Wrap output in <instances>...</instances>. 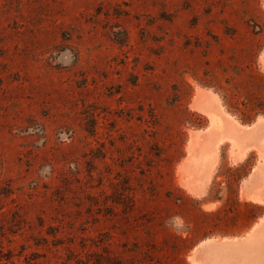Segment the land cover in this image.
Here are the masks:
<instances>
[{"label": "rangeland", "instance_id": "obj_1", "mask_svg": "<svg viewBox=\"0 0 264 264\" xmlns=\"http://www.w3.org/2000/svg\"><path fill=\"white\" fill-rule=\"evenodd\" d=\"M263 122L264 0H0V264H252Z\"/></svg>", "mask_w": 264, "mask_h": 264}, {"label": "bare ground", "instance_id": "obj_2", "mask_svg": "<svg viewBox=\"0 0 264 264\" xmlns=\"http://www.w3.org/2000/svg\"><path fill=\"white\" fill-rule=\"evenodd\" d=\"M199 97H198V100L197 101H195L196 102V106L198 107V105H199V101L201 100V95L199 94L198 95ZM208 100V99H207ZM204 112H206L210 117H211V120H212V124L214 125V126H216L215 124L216 123H218V125L219 126H221L220 124H219V122H218V118L216 117V116H212L209 112H207V111H204ZM215 128V127H214ZM216 129V128H215ZM220 130H221V128H220ZM251 136V135H250ZM253 136V135H252ZM248 138H249V136H248ZM247 138V139H248ZM250 139V138H249ZM246 140V139H245ZM191 143V142H190ZM193 145V144H192ZM193 161H196V160H193ZM192 161V163H193V167H195L196 166V163L198 164V162H196V163H194ZM191 162V161H190ZM212 163V162H211ZM210 163V164H211ZM190 163H188L187 164V166H185L184 167V172H186L187 171V169L188 168H190ZM212 165H213V163H212ZM211 165V166H212ZM209 166V165H208ZM211 166H209V167H211ZM208 167V168H209ZM213 167V166H212ZM209 170H211L210 168H209ZM183 171V170H182ZM183 174V173H182ZM181 175V174H180ZM183 184H185V186L184 187H186V183H183ZM189 186V184L187 185V187ZM186 187V188H187ZM190 187V186H189ZM190 189V188H189ZM191 190H193V188L191 189ZM248 242V241H247ZM257 244V243H256ZM251 245V244H250ZM259 244H257V246H258ZM213 246V245H212ZM210 247V246H209ZM247 247V246H246ZM261 247V246H260ZM249 248V247H248ZM262 248V247H261ZM261 248H260V250H261ZM254 249V248H253ZM252 249V250H253ZM249 250H250V248H249ZM257 250V249H256ZM235 251H237L238 252V250H235ZM242 251H244V250H242ZM242 251H240V252H242ZM258 251V250H257ZM233 253H234V251H233ZM254 253H256V251L254 252ZM253 253V254H254ZM246 254H247V252H246ZM252 254V253H251ZM260 254V253H259ZM234 255V254H233ZM236 255V254H235ZM234 255V256H235ZM239 256H241L240 254H239ZM242 256H244V255H242ZM256 256V255H255ZM258 256V255H257ZM261 256V255H260ZM263 256V255H262ZM261 256V257H262ZM236 257V256H235ZM251 257V256H250ZM264 257V256H263ZM263 257L262 258H258V259H263ZM232 258H234L233 256H232ZM238 258V257H237ZM249 258V257H248ZM254 258V257H253ZM256 259H257V257H255ZM254 258V259H255ZM206 259H207V261H208V264H230V262H231V257H230V251L227 249V248H214V249H211V250H209L208 251V254H207V257H206ZM235 259V258H234ZM240 258H238L237 260H235V261H232V264H236V263H238V264H241L242 262L239 260ZM244 259V258H243ZM254 259H253V261H254ZM255 259V260H256ZM257 259V260H258ZM233 260V259H232ZM238 260H239V262H238ZM245 260H246V258H245ZM257 260L256 261H254V262H257ZM237 261V262H236ZM249 261H252L251 259H249ZM262 260H259V262H261ZM234 262V263H233ZM246 262V261H245ZM254 262H252V264L254 263ZM259 262H257V264H259ZM264 262V261H263ZM247 264H248V262H246ZM246 263H244L243 262V264H246ZM254 264H256V263H254ZM261 264V263H260ZM264 264V263H263Z\"/></svg>", "mask_w": 264, "mask_h": 264}, {"label": "crops", "instance_id": "obj_3", "mask_svg": "<svg viewBox=\"0 0 264 264\" xmlns=\"http://www.w3.org/2000/svg\"><path fill=\"white\" fill-rule=\"evenodd\" d=\"M258 146H260V148H263L262 144H257V143H252V142H250V143L246 142L245 145H243V146L237 145L234 148V158L236 159V162L239 163V162L243 161L250 151L253 150L256 152V150H257L256 148ZM245 149H247V151L245 154H243ZM217 158H218V156H217Z\"/></svg>", "mask_w": 264, "mask_h": 264}, {"label": "flooded vegetation", "instance_id": "obj_4", "mask_svg": "<svg viewBox=\"0 0 264 264\" xmlns=\"http://www.w3.org/2000/svg\"><path fill=\"white\" fill-rule=\"evenodd\" d=\"M264 123V122H263ZM256 126V125H255ZM252 127H248V130L249 129H251ZM224 144H221L220 145V147H219V153H218V156H219V161H218V164H217V167L220 165V152H221V148H222V146H223ZM252 152H255V151H250L248 154H247V156H246V158L243 160V161H241V162H239L238 164H242L243 162H245L247 159H248V157H249V155H250V153H252ZM257 157H259V156H257ZM258 161H260V159L258 158L257 159ZM235 163V162H234ZM260 163V162H259ZM261 164V163H260ZM256 170V169H255ZM255 170L253 171V173L255 172ZM253 173H252V175H253ZM252 175H250V177L252 176ZM250 177H247V179H249ZM251 202H253V204H256V205H260V206H264V203H259V202H254V201H251ZM262 220V219H261ZM260 223L259 222H257L254 226H253V229L252 230H250L251 232L248 234V236L254 231V229L259 225ZM247 236V237H248ZM247 237H242V238H235L233 241H227V242H235V241H237V242H240V240L241 241H243V240H245ZM239 239V240H238ZM225 242V241H224Z\"/></svg>", "mask_w": 264, "mask_h": 264}]
</instances>
